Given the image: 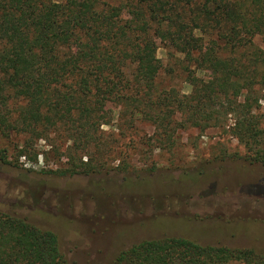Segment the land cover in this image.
Here are the masks:
<instances>
[{"label": "trees", "instance_id": "1", "mask_svg": "<svg viewBox=\"0 0 264 264\" xmlns=\"http://www.w3.org/2000/svg\"><path fill=\"white\" fill-rule=\"evenodd\" d=\"M255 35L264 37V0H0V133L25 136L18 155L34 159V142H50L63 166L49 171L73 176L118 167L101 128L111 105L130 124L149 121L163 147L179 129L232 116L247 160L264 166ZM157 40L191 86L182 99L157 86ZM231 262L264 264V250L166 236L120 250L112 264ZM0 264L70 262L58 234L0 209Z\"/></svg>", "mask_w": 264, "mask_h": 264}, {"label": "rangeland", "instance_id": "2", "mask_svg": "<svg viewBox=\"0 0 264 264\" xmlns=\"http://www.w3.org/2000/svg\"><path fill=\"white\" fill-rule=\"evenodd\" d=\"M253 41L264 49L262 35ZM156 55L158 88L172 87L177 99L189 95L176 58L159 40ZM256 88L254 113L264 129V84ZM110 107L101 128L115 145L118 167L109 171L57 175L49 170L63 160L50 142H34V159L18 155L25 136L0 133V209L58 234L70 264H112L120 250L166 236L264 250V166L247 160L232 116L205 130L179 129L174 144L163 147L149 121L130 124Z\"/></svg>", "mask_w": 264, "mask_h": 264}]
</instances>
